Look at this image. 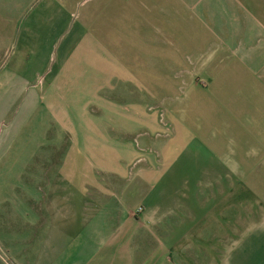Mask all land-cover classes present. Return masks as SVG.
<instances>
[{"label": "crops", "instance_id": "1", "mask_svg": "<svg viewBox=\"0 0 264 264\" xmlns=\"http://www.w3.org/2000/svg\"><path fill=\"white\" fill-rule=\"evenodd\" d=\"M74 1L33 5L15 48L26 56L18 75L44 77L70 159L55 184L63 196L49 191L43 237L26 264H162L183 232L223 238L227 222L233 249L222 247L213 264H264V0H98L83 21ZM204 92L226 96L231 125L249 126L228 146L234 156L245 148L243 169L196 144L206 123L189 110ZM114 119L126 129L109 127ZM204 142L227 149L218 137ZM96 155L111 164L95 165ZM191 174H202L201 189L183 213L174 185ZM225 174L240 177L228 186ZM166 206L176 207L169 217ZM147 231L160 243L152 252Z\"/></svg>", "mask_w": 264, "mask_h": 264}, {"label": "rangeland", "instance_id": "2", "mask_svg": "<svg viewBox=\"0 0 264 264\" xmlns=\"http://www.w3.org/2000/svg\"><path fill=\"white\" fill-rule=\"evenodd\" d=\"M40 1L0 0V264H26L36 255V243L43 237L42 214L48 204V193L55 188V200L63 196L61 194L63 191L57 190L58 185L55 184L58 178L63 176L58 173L59 169L64 164L69 165L67 161L70 160L64 158L66 126L58 119L61 115L48 107V96L43 98L41 93L44 77H21L17 71L21 65L24 66L26 57L15 49L21 42H25V17L31 7ZM82 1L80 0L74 8L76 21L86 20L89 8L98 0H86L81 4ZM204 94V99L207 100L195 104V110H189V114L200 118L201 121L203 117L206 123L202 125L200 122L197 132L200 142L196 144L208 145L210 154L216 160L222 161L224 166L243 169L249 165V159L246 156L242 157L245 148L241 147L240 156H234L228 146L231 145L230 137L235 139L244 136L249 126H238V123L231 125L234 120L230 119L229 106L227 103L223 104L224 100L227 101L226 96L217 93ZM225 94L232 96L229 92ZM158 96L163 98L168 95ZM200 96L198 100L203 99L202 95ZM168 101L169 99L166 103ZM194 113H197V116ZM108 124L114 130L126 129L115 119ZM206 136L218 137L220 144L225 141L227 149L218 151L215 145L204 142ZM91 160L99 167H105L112 161L111 158L106 159L97 155L91 157ZM220 176L225 177L228 186L233 185L235 176L240 177L239 174ZM176 177L178 179L174 185L178 190L176 201L183 205L178 208L186 213V209L190 208L187 206V199L201 189L202 174ZM175 208L165 207L167 217L170 216L169 210ZM166 224L168 226L169 222ZM180 224L185 226V222ZM199 224L201 225V222ZM232 224L226 223L227 229L223 238L205 239L200 230L191 232L194 237L187 238L186 232H183L184 237L175 239L177 243L174 249L177 253L167 254V259L162 264H213L221 256L219 250L221 251L222 247L226 255H229L233 249V230L230 229ZM151 233L153 235L147 231L145 245L146 250L152 252L151 248H157L160 243L157 231ZM164 238L163 241L171 244L170 237ZM166 246L169 249L168 245Z\"/></svg>", "mask_w": 264, "mask_h": 264}, {"label": "built area", "instance_id": "3", "mask_svg": "<svg viewBox=\"0 0 264 264\" xmlns=\"http://www.w3.org/2000/svg\"><path fill=\"white\" fill-rule=\"evenodd\" d=\"M140 211H142V208L141 207L137 210V212H140Z\"/></svg>", "mask_w": 264, "mask_h": 264}]
</instances>
